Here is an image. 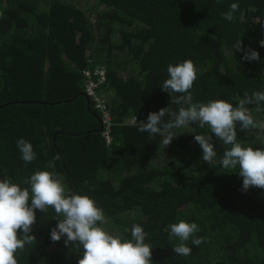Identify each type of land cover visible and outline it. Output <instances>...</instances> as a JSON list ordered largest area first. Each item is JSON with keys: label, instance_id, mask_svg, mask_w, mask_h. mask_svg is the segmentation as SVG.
Instances as JSON below:
<instances>
[{"label": "trees", "instance_id": "16d2710c", "mask_svg": "<svg viewBox=\"0 0 264 264\" xmlns=\"http://www.w3.org/2000/svg\"><path fill=\"white\" fill-rule=\"evenodd\" d=\"M232 3L239 8L230 22L223 14ZM259 21L264 0H0V179L23 189L35 171L54 172L67 192L103 209L107 231L131 239L140 225L152 264H264V189L243 192L238 167L220 165L231 146L213 134L217 156L209 165L194 139L212 135L207 125L175 129L164 149L159 135L138 131L150 112L180 107L161 89L169 64L193 61L194 103L235 107L234 97L264 91ZM240 40L259 61L242 59L234 49ZM89 67L106 71L96 95L107 100L110 146L100 112L84 97ZM247 107L264 122V102L260 111ZM236 132L243 146L264 147V129L237 124ZM20 138L32 144V162L21 159ZM55 216L51 207L36 210L29 233L36 242L17 251L18 264H78L82 246L51 241ZM179 220L195 222L203 238L199 246L186 242L188 256L173 252L179 240L164 230Z\"/></svg>", "mask_w": 264, "mask_h": 264}, {"label": "clouds", "instance_id": "9594fccd", "mask_svg": "<svg viewBox=\"0 0 264 264\" xmlns=\"http://www.w3.org/2000/svg\"><path fill=\"white\" fill-rule=\"evenodd\" d=\"M238 8L237 3H232L230 10L223 14L224 19L233 21V13ZM259 23L264 24V21ZM259 44L264 47V40H260ZM234 49L244 51L243 60H260L257 51L242 48V40L234 45ZM167 73L168 78L163 81L161 89L169 94L171 104L180 107L178 111L167 107L150 112L147 122L138 123V131L148 133L150 137L159 135L164 149L178 136L175 129L187 128L193 123H198L201 128L207 125L212 135L194 133V139L202 149L203 161L210 165L217 156L211 142L214 134L223 145L231 146L225 148L219 163L224 169L238 167L242 191L247 192L252 187L264 189V147L243 146L237 140L236 132L237 124L241 130L264 128V122L256 121L247 107L256 105V110L260 111L264 91H254L251 95L245 93L243 98L234 97L238 101L235 107L224 100L194 103L190 89L197 78V70L193 61L187 59L176 65L169 64ZM17 147L25 163L36 159L30 142L20 138ZM24 183L30 187L22 189L11 178L0 179V264H18L17 251H23L26 244L36 242L35 236L29 235L36 221V210L45 213L49 207L54 209L56 216L53 219L57 221L50 231L51 241L57 242L66 237L65 246H82L78 264H152V247L145 243L147 234L140 225L132 226L131 239H122L119 234L107 231L102 226L108 223L103 209L87 195L67 192L54 172L37 170ZM18 230H22L23 238L19 237L21 233ZM164 230L178 238L179 243L172 249L180 256L191 254V248L186 243L190 238L196 246L203 242V238L194 235L199 231L195 222L179 220Z\"/></svg>", "mask_w": 264, "mask_h": 264}, {"label": "built area", "instance_id": "2783aa9c", "mask_svg": "<svg viewBox=\"0 0 264 264\" xmlns=\"http://www.w3.org/2000/svg\"><path fill=\"white\" fill-rule=\"evenodd\" d=\"M85 89L84 94L94 104V109L100 112L101 125L103 126L102 138L106 146L112 144V123L111 117L107 110V100H100L96 95V89L106 82V71L103 68H91L87 69L84 73Z\"/></svg>", "mask_w": 264, "mask_h": 264}, {"label": "water", "instance_id": "95a60500", "mask_svg": "<svg viewBox=\"0 0 264 264\" xmlns=\"http://www.w3.org/2000/svg\"><path fill=\"white\" fill-rule=\"evenodd\" d=\"M84 97L87 99V101L89 102V99L85 96V94H84ZM45 103H42V105H44ZM49 105H53V104H49Z\"/></svg>", "mask_w": 264, "mask_h": 264}, {"label": "rangeland", "instance_id": "374dc122", "mask_svg": "<svg viewBox=\"0 0 264 264\" xmlns=\"http://www.w3.org/2000/svg\"><path fill=\"white\" fill-rule=\"evenodd\" d=\"M261 129H264V128H261Z\"/></svg>", "mask_w": 264, "mask_h": 264}]
</instances>
